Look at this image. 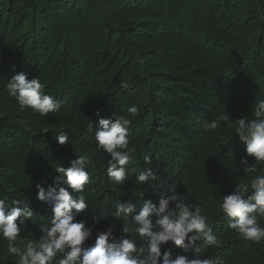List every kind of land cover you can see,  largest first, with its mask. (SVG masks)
<instances>
[{
	"label": "trees",
	"instance_id": "trees-1",
	"mask_svg": "<svg viewBox=\"0 0 264 264\" xmlns=\"http://www.w3.org/2000/svg\"><path fill=\"white\" fill-rule=\"evenodd\" d=\"M21 71L41 79L45 94L62 102L58 111L42 117L20 109L5 86ZM262 99L264 0H0V198L20 200L35 213L18 240L38 238V226L51 221V208L36 199L37 185L47 189L57 166L85 155L89 208L78 219L99 221L85 247L110 227L122 234L117 203L132 201L139 210L141 198L157 202L175 183L187 202L203 207L222 241L201 258L264 264V241H246L226 228L219 207L241 179L239 162L247 155L232 119L252 118ZM132 104L140 114L129 116V167L137 173L150 167L157 179L138 185L129 175L118 185L107 175L111 156L97 147L88 122L95 128L100 118L126 115ZM222 115L231 119L221 121ZM213 120L218 128L205 130ZM60 132L68 134L63 145ZM130 235L143 245L139 234ZM6 244L0 238V264H17ZM168 248L195 258L194 250L172 242L161 250Z\"/></svg>",
	"mask_w": 264,
	"mask_h": 264
},
{
	"label": "clouds",
	"instance_id": "clouds-1",
	"mask_svg": "<svg viewBox=\"0 0 264 264\" xmlns=\"http://www.w3.org/2000/svg\"><path fill=\"white\" fill-rule=\"evenodd\" d=\"M9 97L13 98L20 109L30 108L42 117L60 109L62 102L55 96L45 94L41 79H29L25 72H17L6 84ZM127 82H121V88L127 89ZM97 116L100 111L97 110ZM140 114V107L132 104L127 114L113 119L100 118L94 128L88 122V132H94L97 147L110 154L107 164L109 180L122 185L129 175L136 176L138 185L157 179L152 168L141 170L130 168L132 150L130 127L132 120ZM228 115H222L221 121L227 122ZM235 136L245 144L246 156L241 158L239 168L241 179L236 182L235 190L223 195L219 204L227 217L226 228L234 230L246 241H264V99L258 100L252 110V118L241 116L233 120ZM219 122H206L205 130H216ZM59 144L68 141V134L60 132ZM248 157H252L250 162ZM146 164L151 163L148 155L143 157ZM88 156L77 155L70 166H57L59 175L47 189L37 185L36 199L51 208L50 223L38 226L39 237L29 238L21 234L27 231V221L35 213L29 204L20 200L8 203L0 198V238L6 241V253L17 257V264H224L221 258H201L205 248L221 246V239L214 233L209 218L199 204L187 202V197L178 194V186L173 183L159 195L157 202L141 198L140 208L129 201L115 205L114 216L123 221L122 234L114 235L113 228L99 232L94 244L85 247L93 238L98 220L88 225L86 220L78 219L81 212L89 208L85 186L91 184ZM79 195H75V194ZM251 193V194H249ZM126 225V226H125ZM130 234H139L143 241L137 246L136 239ZM200 245H197V242ZM172 242L184 252L194 250L195 258L186 255H174L170 248L162 252V246ZM20 245H23L21 247Z\"/></svg>",
	"mask_w": 264,
	"mask_h": 264
}]
</instances>
